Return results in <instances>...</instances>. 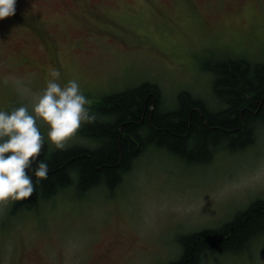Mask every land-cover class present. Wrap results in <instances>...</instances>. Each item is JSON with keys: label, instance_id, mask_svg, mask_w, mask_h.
Listing matches in <instances>:
<instances>
[{"label": "rangeland", "instance_id": "374dc122", "mask_svg": "<svg viewBox=\"0 0 264 264\" xmlns=\"http://www.w3.org/2000/svg\"><path fill=\"white\" fill-rule=\"evenodd\" d=\"M103 1L95 21L72 1L16 0L17 14L0 19V108L30 106L17 88L38 93L53 68L61 83L79 81L90 107L148 81L167 109L182 91L217 108L203 63L264 61V0ZM38 34L53 38L46 45ZM84 124L65 147L91 146ZM75 188L18 210L16 201L0 204V264H171L179 236L220 228L264 200V124L252 145L219 148L206 164L150 148L112 192ZM201 264H264V236Z\"/></svg>", "mask_w": 264, "mask_h": 264}, {"label": "trees", "instance_id": "16d2710c", "mask_svg": "<svg viewBox=\"0 0 264 264\" xmlns=\"http://www.w3.org/2000/svg\"><path fill=\"white\" fill-rule=\"evenodd\" d=\"M203 67L213 76L220 107L182 91L175 107L167 109L159 86L148 81L103 96L91 107L95 121L82 127L91 146L51 150L46 142L39 159L47 158L48 176L30 197L16 201L15 209L49 200L70 186L78 193L97 188L112 192L150 148L206 164L219 148L236 151L252 145L255 130L264 124V61L227 58L204 62ZM261 236L264 200L257 199L220 228L179 236L182 253L171 264H201L212 253L240 254Z\"/></svg>", "mask_w": 264, "mask_h": 264}, {"label": "clouds", "instance_id": "9594fccd", "mask_svg": "<svg viewBox=\"0 0 264 264\" xmlns=\"http://www.w3.org/2000/svg\"><path fill=\"white\" fill-rule=\"evenodd\" d=\"M15 11L16 0H0V19ZM59 76L57 69H51L52 78L38 93L17 88L30 97V106L0 108V204L30 197L36 185L47 178V158L39 159L46 142L49 147L63 149L82 123L96 119L79 81L61 83ZM15 83L19 85L18 80ZM42 123L47 125L46 135Z\"/></svg>", "mask_w": 264, "mask_h": 264}, {"label": "flooded vegetation", "instance_id": "af4514ba", "mask_svg": "<svg viewBox=\"0 0 264 264\" xmlns=\"http://www.w3.org/2000/svg\"><path fill=\"white\" fill-rule=\"evenodd\" d=\"M66 1L67 3L68 1H72L73 5H75L79 10H81L86 16L93 18L95 21H98V19L101 18L100 6H102L105 3H109L103 0H91L90 2H88L87 0H66ZM111 27H113L112 23L109 22V29H112ZM109 34H112L111 30H109ZM38 36L43 40V42H45L46 45L50 41L49 38L52 37V36L47 37L45 35H40V34ZM53 45H55V42L53 43Z\"/></svg>", "mask_w": 264, "mask_h": 264}]
</instances>
